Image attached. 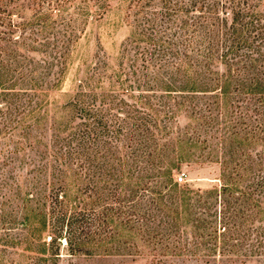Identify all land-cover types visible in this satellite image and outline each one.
<instances>
[{
  "label": "trees",
  "instance_id": "16d2710c",
  "mask_svg": "<svg viewBox=\"0 0 264 264\" xmlns=\"http://www.w3.org/2000/svg\"><path fill=\"white\" fill-rule=\"evenodd\" d=\"M19 1L0 0V28L6 25L0 30V109L5 110L0 136L10 139V145L0 144V224L4 232L15 233L18 250L28 252L39 241L31 218L51 217V241L65 233L68 244L71 236L82 248L97 239L98 227L110 217L137 213V220L123 223L138 224L150 237L159 227L177 229L179 210L185 207V220L196 229L216 218L224 232L230 223L225 215L233 211L242 234L237 252L264 260L262 164L234 203L223 199L224 185L221 190L186 188L190 197L177 204L172 199L179 190L174 173L165 174L163 163L151 160L160 147L158 113L166 109L155 102L159 95L177 96L173 112L165 113L168 120L185 109L213 122L224 114L223 98L235 95L230 104L237 109L233 135L264 146V0H135L140 32L125 44L118 69L101 66L92 73L60 108L59 119L50 116L51 104L41 98L53 85L47 81L53 69L63 70L73 39L54 36L45 42L44 33L55 27L52 15L59 11L52 4L46 9L49 15L36 23V39L15 37L29 25L11 20L12 5ZM24 47L26 53H20ZM105 83L121 92L97 96ZM256 157L262 163L264 153ZM241 171L240 180L246 175ZM97 181L102 183L99 195ZM71 192L76 194L73 202ZM139 193L150 196L140 198ZM164 194L171 196L167 204L158 199Z\"/></svg>",
  "mask_w": 264,
  "mask_h": 264
},
{
  "label": "rangeland",
  "instance_id": "374dc122",
  "mask_svg": "<svg viewBox=\"0 0 264 264\" xmlns=\"http://www.w3.org/2000/svg\"><path fill=\"white\" fill-rule=\"evenodd\" d=\"M134 2L135 0H22L12 5L11 20L31 25L25 30L17 31L15 37L22 35L23 39L35 32L37 34L38 31L35 30H39V27L36 23H39V18L49 15L46 9L48 4H52L59 11L52 15L51 22L55 27L44 33L45 42H51L54 36L63 41L69 37L73 39L63 70L60 72L61 68L53 69V74L47 80L53 85L41 98L50 102V116L54 115L59 119L60 108L77 94L80 86L92 73L98 72L101 66L112 71L118 69L125 44L137 38L140 32L135 16L138 8L134 7ZM5 28L6 25L0 30L5 31ZM37 37L40 39L41 36ZM32 38L36 39V36L32 35ZM35 48L45 50L46 47L36 44ZM21 50L20 53H26L25 47ZM30 56L33 57V54ZM104 92L116 95L121 91L118 86L105 83L99 85L96 94L101 96ZM135 96H139L138 93ZM159 96L162 99L158 97L155 102L164 103L166 109L163 108L164 112L158 113L160 118L155 133L158 134L160 147L157 156L151 160L163 163L165 174L174 173L173 182L179 190L174 191L172 199L177 204H183L190 197L186 194V188L193 191L214 188L221 190L225 185L228 191L223 199L230 203L236 202L239 193L246 188L251 172L253 175L258 173L260 167L257 164L264 167V160L261 163L256 157L257 154L264 153V146L233 135L237 131V109L232 110L230 104L235 95L223 98L224 114L216 117L214 122L210 119L200 120L185 109L176 111L173 118L168 120L165 113L173 112L170 106L177 96ZM0 103H3L1 97ZM97 103H100L99 99ZM4 111L1 110L0 113ZM9 119L10 116H7L6 121ZM7 142L10 145L9 137L2 139L0 136V144ZM239 168L246 174L242 180L237 178ZM166 178L168 174L163 180ZM127 184L130 186V182L126 181ZM96 186V193L99 195L102 183L97 181ZM143 195L150 196L149 193L138 194L140 198ZM169 196L164 194L158 199L167 204L171 199ZM69 198L73 202L76 194L71 192ZM213 199L216 201V197ZM99 210L102 211L103 208ZM179 212L177 229L159 227L152 231L150 237L138 228V224L123 223L124 219L137 220V213L110 217L108 224L101 223L98 227L100 235L97 239L82 248L75 246L71 236L68 244L64 238L65 233L61 240L55 238L51 241L54 223L51 217L48 216L47 221L31 218V231L37 232L39 241L29 245L28 252L18 250L15 233L4 232L0 224V264H264L262 258L252 257L249 252H237V239L242 240V234L237 232V220L233 219V211L225 215L230 222L226 232L220 227L218 219L216 223V218L212 219L215 223H210L206 228L196 229L193 222L185 220V207H181ZM160 215H165L166 218L170 214L163 212ZM261 219H264V215ZM63 230L66 231L65 225ZM221 234H225V237H221ZM23 246L26 248L28 245L26 243Z\"/></svg>",
  "mask_w": 264,
  "mask_h": 264
}]
</instances>
